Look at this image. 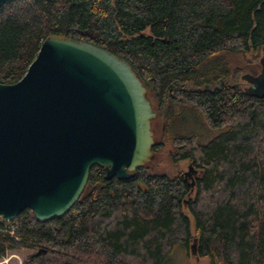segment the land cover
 <instances>
[{
  "label": "trees",
  "instance_id": "16d2710c",
  "mask_svg": "<svg viewBox=\"0 0 264 264\" xmlns=\"http://www.w3.org/2000/svg\"><path fill=\"white\" fill-rule=\"evenodd\" d=\"M48 35L125 59L160 110L170 162L195 173L141 166L107 179L94 164L64 214L40 221L24 208L13 233L0 229V259L29 248L22 264H162L196 237L207 264H264V97L241 79L259 67L264 0H6L0 82L18 80ZM185 109L216 133L177 131Z\"/></svg>",
  "mask_w": 264,
  "mask_h": 264
},
{
  "label": "water",
  "instance_id": "95a60500",
  "mask_svg": "<svg viewBox=\"0 0 264 264\" xmlns=\"http://www.w3.org/2000/svg\"><path fill=\"white\" fill-rule=\"evenodd\" d=\"M258 64L241 79L245 92L264 97V45ZM159 116L125 59L86 41L46 36L24 74L0 82V216L9 220L24 208L40 221L61 216L94 164L107 179L131 177L155 157ZM196 239L189 252L197 257Z\"/></svg>",
  "mask_w": 264,
  "mask_h": 264
},
{
  "label": "rangeland",
  "instance_id": "374dc122",
  "mask_svg": "<svg viewBox=\"0 0 264 264\" xmlns=\"http://www.w3.org/2000/svg\"><path fill=\"white\" fill-rule=\"evenodd\" d=\"M239 64L243 65L242 60L236 58ZM246 68L244 67L243 70ZM259 67L256 69L258 71ZM184 116L179 119H175L174 124L177 131L182 133L188 131H194L198 134L201 141H206L211 138L216 131L209 130L206 128L203 123L199 120V118L191 111L190 109H185L183 111ZM154 131L156 134V139L161 136L162 131V120L160 116L153 122ZM163 147H160L157 151H155V157L148 164V167H151L153 170H182L189 171L188 163L184 160H180L177 163H172L169 160L168 152L172 149L170 142L164 139ZM192 220V219H191ZM193 239V238H192ZM192 239L190 238L188 242L187 249L184 248L180 243H176L173 246L171 252L166 256L162 264H207V258L205 256L193 255L189 252L190 244L192 243ZM33 253L32 249L29 248H20L15 250H9L6 252L5 256L0 259V264H22L23 260L30 254Z\"/></svg>",
  "mask_w": 264,
  "mask_h": 264
},
{
  "label": "built area",
  "instance_id": "2783aa9c",
  "mask_svg": "<svg viewBox=\"0 0 264 264\" xmlns=\"http://www.w3.org/2000/svg\"><path fill=\"white\" fill-rule=\"evenodd\" d=\"M12 219L5 220L0 216V229H8L10 233H13L15 230V224Z\"/></svg>",
  "mask_w": 264,
  "mask_h": 264
},
{
  "label": "flooded vegetation",
  "instance_id": "af4514ba",
  "mask_svg": "<svg viewBox=\"0 0 264 264\" xmlns=\"http://www.w3.org/2000/svg\"><path fill=\"white\" fill-rule=\"evenodd\" d=\"M160 119H161V118H160ZM192 173H195V170L191 168V169H190V173H186L187 177H188V178H191V177H192V175H191Z\"/></svg>",
  "mask_w": 264,
  "mask_h": 264
}]
</instances>
